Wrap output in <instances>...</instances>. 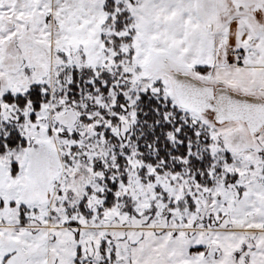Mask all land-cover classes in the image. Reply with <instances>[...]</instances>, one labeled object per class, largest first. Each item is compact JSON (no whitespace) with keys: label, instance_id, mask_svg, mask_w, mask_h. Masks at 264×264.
I'll list each match as a JSON object with an SVG mask.
<instances>
[{"label":"snow or ice","instance_id":"6c2138e0","mask_svg":"<svg viewBox=\"0 0 264 264\" xmlns=\"http://www.w3.org/2000/svg\"><path fill=\"white\" fill-rule=\"evenodd\" d=\"M0 264H264V0H0Z\"/></svg>","mask_w":264,"mask_h":264}]
</instances>
